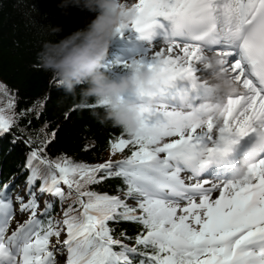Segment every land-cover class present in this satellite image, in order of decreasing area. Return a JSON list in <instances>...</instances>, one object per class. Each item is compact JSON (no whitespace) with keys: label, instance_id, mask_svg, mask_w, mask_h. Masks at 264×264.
Returning a JSON list of instances; mask_svg holds the SVG:
<instances>
[{"label":"snow or ice","instance_id":"obj_1","mask_svg":"<svg viewBox=\"0 0 264 264\" xmlns=\"http://www.w3.org/2000/svg\"><path fill=\"white\" fill-rule=\"evenodd\" d=\"M121 4L136 19L118 35L134 31L149 46L151 62L115 64L159 75L154 106L143 111L142 100L124 98L141 107V132L109 139L110 156L122 158L105 163L51 158L46 149L55 132L34 148L26 141L24 188L17 191L12 179L0 184V264H264V154L244 180L203 175L219 164L209 162L212 153L248 137L254 122L264 123V0ZM157 42L163 46L154 51ZM205 53L220 58V70L238 89L218 111L215 94L204 85ZM0 93L6 98L0 101L3 136L25 112H15L14 93L2 85ZM113 178L122 181L116 194L94 190ZM46 197L58 202L61 219H54L57 205ZM120 222L140 231L116 235L112 225Z\"/></svg>","mask_w":264,"mask_h":264},{"label":"trees","instance_id":"obj_2","mask_svg":"<svg viewBox=\"0 0 264 264\" xmlns=\"http://www.w3.org/2000/svg\"><path fill=\"white\" fill-rule=\"evenodd\" d=\"M95 18L96 13L70 4L64 6V0H0V85L17 96L15 112H25L23 118L18 115V124L10 133L0 136V184L12 179L20 186L17 191L23 189L27 176L24 166L30 151L26 141L33 140L31 148H34L52 132L56 133L55 138L46 149L51 158L63 154L74 162L90 165L122 158L110 156L108 141L123 131L110 123L102 125L92 114H103L104 109L76 107L77 101L59 89L52 74L45 71L37 60L45 42H58L86 28ZM50 27L60 28L61 31L54 35ZM133 54L126 43L115 42L110 46L105 61L111 62L112 66L102 71L111 79L130 75L129 70L115 62L131 63L134 61ZM0 101L6 103L2 93ZM89 103L94 104L92 101ZM37 113H41L39 119L36 118ZM13 137L17 138L15 143H12ZM120 185L122 181L113 178L93 188L102 193L116 194ZM46 199L57 205L54 219H61L58 202L51 197ZM112 226L116 235L124 231L127 236L134 237L140 231L139 226L131 222Z\"/></svg>","mask_w":264,"mask_h":264},{"label":"clouds","instance_id":"obj_3","mask_svg":"<svg viewBox=\"0 0 264 264\" xmlns=\"http://www.w3.org/2000/svg\"><path fill=\"white\" fill-rule=\"evenodd\" d=\"M80 7L96 18L86 28L77 30L58 42H45L37 54L40 66L52 74L59 89L77 101L76 107L87 108L89 102L100 105L104 112L92 113L99 123H110L120 128L129 139L141 132L138 117L141 107L125 97H135L143 101V111L154 106V99L160 89L157 73L145 71L137 64L130 65V75L111 79L102 69L108 58L109 48L118 36L117 29L130 25L136 14L130 7L122 6L121 0H64V6ZM52 34L60 28L50 27ZM220 58L205 53L201 68L207 73L204 85L216 96L215 110L218 111L223 99L235 94L238 89L229 75L221 71ZM85 86V87H80ZM80 90L77 91V88ZM78 97V100H77ZM254 137L250 147L243 153L236 179L249 177L256 160L264 154V123L254 122ZM239 146L229 143L220 152L212 153L210 163L224 162Z\"/></svg>","mask_w":264,"mask_h":264},{"label":"bare ground","instance_id":"obj_4","mask_svg":"<svg viewBox=\"0 0 264 264\" xmlns=\"http://www.w3.org/2000/svg\"><path fill=\"white\" fill-rule=\"evenodd\" d=\"M140 43L142 44V48L144 49V53L149 55V46L147 45L146 42L140 41ZM163 44L161 42H157L154 48L155 50H159L160 47H162ZM211 54V53H209ZM245 139L248 142H253L254 137L252 135H249L248 137H245ZM244 139H241L239 142V145L242 144V142L246 141ZM245 143V142H244ZM205 177L212 179L216 182H228V181H232L235 177H236V172L234 169L231 168V166H227L226 168H222V169H215L212 171H208L207 174H203Z\"/></svg>","mask_w":264,"mask_h":264},{"label":"rangeland","instance_id":"obj_5","mask_svg":"<svg viewBox=\"0 0 264 264\" xmlns=\"http://www.w3.org/2000/svg\"><path fill=\"white\" fill-rule=\"evenodd\" d=\"M126 2L130 3V2H134V0H126ZM125 34H127V36L126 37L123 36V38H121L118 35L113 40L111 45H113L115 42L123 41L124 43H126V45H128L130 50L134 53L133 54V60L134 61L143 60L145 63L151 62V57L143 52L144 49L142 48V44L140 43V40H138L136 38L137 34H135L134 31H132V30L126 31ZM237 172L238 171H236V174H237ZM21 190H18V191H21ZM215 195H218V193H214V196ZM64 238H65L64 236H61V239H64Z\"/></svg>","mask_w":264,"mask_h":264}]
</instances>
